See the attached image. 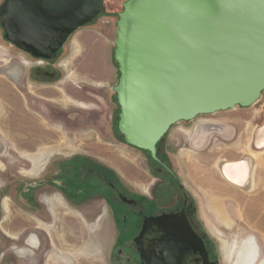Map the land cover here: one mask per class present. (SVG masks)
Instances as JSON below:
<instances>
[{
	"label": "rangeland",
	"instance_id": "rangeland-1",
	"mask_svg": "<svg viewBox=\"0 0 264 264\" xmlns=\"http://www.w3.org/2000/svg\"><path fill=\"white\" fill-rule=\"evenodd\" d=\"M125 1L105 0L106 12L72 33L52 60L12 45L0 23V69L14 63L28 66L18 84L0 72V264H138L104 199L72 204L47 185L61 162L77 156L107 166L137 195H153L164 177L150 153L127 144L118 130L120 107L113 88L120 72L114 40ZM37 68L54 75L36 76ZM263 105L264 97L250 107L182 121L159 144V156L195 202L219 264H264V152L256 155L253 179L258 187L250 191L227 184L216 165L250 153L253 130L264 123ZM205 122L221 125L222 131L207 132L205 144L196 148L192 139L203 138L196 132ZM33 137L40 142L41 161L52 153L45 157L41 172L29 175L24 171L32 168L27 159L28 151H36L28 150ZM227 149L233 152L230 157ZM211 173L214 181L222 182L219 196H211L207 184ZM165 176L171 179L168 173ZM47 194H56L63 205L54 219L44 201ZM4 199L13 214L28 218L20 219L34 227L39 249L27 243L28 235L7 231L12 218L6 216ZM50 248L54 254L48 259Z\"/></svg>",
	"mask_w": 264,
	"mask_h": 264
},
{
	"label": "water",
	"instance_id": "water-1",
	"mask_svg": "<svg viewBox=\"0 0 264 264\" xmlns=\"http://www.w3.org/2000/svg\"><path fill=\"white\" fill-rule=\"evenodd\" d=\"M104 12L105 0H4L0 23L12 45L52 60L72 33ZM118 16V130L176 177L159 156L173 125L262 97L264 0H126ZM154 223L169 233L180 228L204 252L184 214L147 219L138 245ZM182 249L164 240L162 255L144 264H178Z\"/></svg>",
	"mask_w": 264,
	"mask_h": 264
},
{
	"label": "flooded vegetation",
	"instance_id": "flooded-vegetation-1",
	"mask_svg": "<svg viewBox=\"0 0 264 264\" xmlns=\"http://www.w3.org/2000/svg\"><path fill=\"white\" fill-rule=\"evenodd\" d=\"M27 67L28 66H23L19 63H14L12 66L10 65L4 69L8 71V73L5 74L18 84L23 80ZM35 75L52 76L54 74L42 68H37L35 70ZM41 134L44 136L47 135L48 132H43ZM37 140L36 137H33L30 141V145H28V150L36 149V151L32 153L28 151L30 156L27 160L32 165V168L24 172L29 175H35L41 172L45 157L52 153L49 152L45 155L43 161H41V158L38 156L40 152V142ZM53 149V152L58 150L55 148ZM157 170L162 171L164 177L161 176L155 188H153V195H137L127 189L107 166L92 158L77 156L61 162L59 164V171L53 178L51 177L47 180V185L49 188L53 187L58 190L61 196L72 204L81 203L93 198L104 199L106 204L110 207L112 216L122 228L121 240L124 242L129 241L132 251L136 253V262L138 264H144V261L150 263L153 256L158 253L162 255L161 253L163 251L160 250V243L164 240H169L183 247L178 264H219L214 255L213 242L199 222L195 202L191 200V196L187 191L180 187L181 183L177 176L175 177L159 163ZM166 173L171 176V179L165 176ZM30 190L32 189H27V192L29 193ZM48 196L51 195H45L44 201L49 203V216L51 219H54L57 217L56 215H61L60 212L63 210V205L56 194L52 195L53 197ZM5 201L8 200L4 199L3 202L5 211L7 212L6 216L12 218L9 220V226L6 228L7 231H11L17 235H25L24 238L28 235L27 243L33 250L39 249L40 240L38 239L37 233L34 231V227L24 223V221L20 219L28 218L19 214H13L10 205L6 206ZM9 212H11V214ZM164 214H184L193 231L201 239L204 245V252L202 253V251L198 249L199 246L197 247L196 244H191L189 237L182 232L180 228L177 229V232L170 230L169 233L161 227L162 225L156 226L155 223L151 224L147 232L141 236L138 245L136 238L140 237L145 221L149 218L162 216ZM23 248H21V253H26ZM53 254L50 248L46 256H50L48 259H51ZM32 258L33 255L30 259L32 260Z\"/></svg>",
	"mask_w": 264,
	"mask_h": 264
},
{
	"label": "crops",
	"instance_id": "crops-1",
	"mask_svg": "<svg viewBox=\"0 0 264 264\" xmlns=\"http://www.w3.org/2000/svg\"><path fill=\"white\" fill-rule=\"evenodd\" d=\"M263 97H264V92H263V94H262V97H261V99H260V101L258 102V103H256V104H260L261 103V101H262V99H263ZM264 106V105H263ZM262 125V124H261ZM261 125H259V126H261ZM211 126H213L214 128H212ZM259 126H257L256 128H254V130H253V133H252V136H251V142H250V147H251V150H250V153H248V154H245L244 156H242L241 158L243 159V158H245L246 156H250V158H251V177H250V184L249 185H246V187H242V186H239V185H236V184H234V183H232L230 180H227V178L225 177V176H223L224 174L222 173V170H221V167H220V164L222 163V162H235V161H238V160H240L241 158H239V159H236V160H225V159H222V160H219L218 162H217V167H218V169H219V171H220V174H221V176H222V178L225 180V182L227 183V184H229V185H231V186H233V187H236V188H239V189H241V190H243V191H250L253 187H258V185L257 184H255L254 183V179H253V175H254V171H255V168H256V155L258 154V153H263L264 152V149L263 150H255L253 147H252V141H253V137H254V132H255V130L259 127ZM206 127V128H205ZM222 131V126L221 125H218V124H216V123H214V122H205V123H203V124H199L198 125V127H197V131L198 132H196L197 134L199 133H203V138H201V137H194L193 139H192V143H193V145L196 147V148H200L201 146H203L204 144H205V141H206V139H205V135L207 134V132H210V131ZM227 132V129L225 128V130L223 131V133H226ZM226 152H228V153H226V156H228V157H230L231 156V154H233V152L230 150L229 151V149H227V151ZM254 162V163H253ZM210 176V175H209ZM212 176H213V178H214V174L213 173H211V176L210 177H208L207 179V184H209L208 186L211 188V190L210 191H212L211 193V196H219L220 194V189L222 188V182L220 181V182H216V181H214L213 179H212ZM247 188V189H246ZM255 203H257V201H255Z\"/></svg>",
	"mask_w": 264,
	"mask_h": 264
},
{
	"label": "bare ground",
	"instance_id": "bare-ground-1",
	"mask_svg": "<svg viewBox=\"0 0 264 264\" xmlns=\"http://www.w3.org/2000/svg\"><path fill=\"white\" fill-rule=\"evenodd\" d=\"M0 72L8 73L6 69H0ZM211 127L214 128L213 126ZM0 146H2L1 142ZM252 147L255 150L264 149V123L255 130ZM220 167L222 173L224 174L223 176H225L227 180H230L232 183L242 187H246V185L250 184L249 182L252 170L250 156H246L245 158H241L235 162H222Z\"/></svg>",
	"mask_w": 264,
	"mask_h": 264
}]
</instances>
